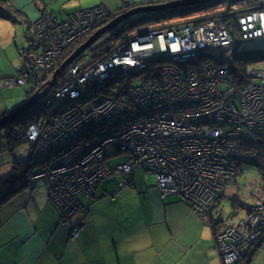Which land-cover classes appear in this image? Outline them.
Returning a JSON list of instances; mask_svg holds the SVG:
<instances>
[{
  "label": "built area",
  "instance_id": "obj_1",
  "mask_svg": "<svg viewBox=\"0 0 264 264\" xmlns=\"http://www.w3.org/2000/svg\"><path fill=\"white\" fill-rule=\"evenodd\" d=\"M106 16L102 6L93 5L65 13L59 20L50 15L36 19L32 29L37 36L24 52L29 71L50 69L49 62L61 50L97 28ZM130 34L99 59L80 54L69 71L78 75L71 79L67 72L53 94L45 96V104L53 107L51 114L58 115L55 121H63L54 133L68 135L58 143V151L75 141L72 151L62 155H71L74 163L55 165L60 157L50 165V172L44 171L51 177L50 192L58 196L50 201L64 219L84 210L83 198H92L112 172L107 164L112 153L107 154L105 147L113 144L127 155L116 171L131 175L141 167L152 176L161 196L176 194L193 213L204 217L237 184L241 164L256 157L241 149V143L264 137V69L253 70L251 83L244 86L234 84L226 71L243 41L264 36V12L240 16L235 33L218 18L200 24L182 18L158 26L139 25ZM230 48L226 54L224 50ZM29 71L20 70L1 85L24 84ZM74 101L75 107L69 104ZM161 105L171 109L155 112ZM66 108L71 112L67 114ZM36 126H28V140L38 134ZM46 152L39 150L35 156ZM56 174L64 179L72 175L73 180L64 187L63 178L52 179ZM255 188L256 200L264 199L263 183ZM261 205L249 212L234 210L225 219L222 208L213 211L219 221L213 236L223 264L235 263L260 234ZM80 229L74 224L69 239L74 240Z\"/></svg>",
  "mask_w": 264,
  "mask_h": 264
},
{
  "label": "crops",
  "instance_id": "obj_2",
  "mask_svg": "<svg viewBox=\"0 0 264 264\" xmlns=\"http://www.w3.org/2000/svg\"><path fill=\"white\" fill-rule=\"evenodd\" d=\"M4 1L19 14L15 15L17 22L0 17V80L15 77L23 63L16 23L25 26L27 43L33 31L30 24L40 14L62 16L94 5L93 0ZM151 1L155 0L130 2ZM97 3L109 11L124 4L123 0ZM7 96V88L0 85V115L21 104L13 106V102L11 108ZM1 145L0 160L8 155ZM28 155L17 160L14 153L11 162L5 158L0 162V186L12 172L14 161L20 163ZM134 170L131 175L122 173L127 179L98 185L94 197L86 200V209L66 223L49 203L41 182L26 185L0 204V264H222L207 219L193 213L176 194L161 196L148 173L134 183ZM252 184L241 203L256 201ZM31 187H36L35 194ZM233 199L240 203L238 197ZM76 223L81 229L70 240Z\"/></svg>",
  "mask_w": 264,
  "mask_h": 264
},
{
  "label": "rangeland",
  "instance_id": "obj_3",
  "mask_svg": "<svg viewBox=\"0 0 264 264\" xmlns=\"http://www.w3.org/2000/svg\"><path fill=\"white\" fill-rule=\"evenodd\" d=\"M130 1H134V0H123V2H130ZM92 3L94 5H97L98 4L97 3V0H93ZM236 6L238 7L239 5H236ZM224 8L225 7L222 6V7H219V9H217V10H224ZM70 12L73 13L74 11H68V12L66 11L65 13H70ZM44 14H46V13H43V15ZM198 14L204 15V14H201L200 12ZM41 15L42 14H40L37 18L41 17ZM108 17H109V15L106 16V18H104V19L107 20ZM43 20L47 22V21H49V18H46V19H43ZM44 21H42V22H44ZM105 22L102 23V24H100L99 26H97V28L91 29V30L85 32L84 34L80 35L79 37H77L71 44H69L68 46H66L64 48V50H61L52 59L53 60L52 61V64L48 61L49 62L48 66H50L49 67L50 69H48L47 66L44 68L46 70V73H45V77H42L41 84H44L45 82H47L52 77L53 73L57 69L60 68V66L64 62V60L62 62L61 61L59 62V58L61 56H63V52L64 51L68 50L69 47H71L75 43V41L77 39H80L81 37H85L84 38V41H85L96 30H98L100 27L104 26L105 25ZM169 22H170V20H167V21H164V22L163 21H161V22H155V21L153 22L152 21V22H149V23L152 26H158L159 24H168ZM16 27H17V35H16L17 38H16V42L19 45L18 52L21 54V56H25V53L24 52H25L26 49H28L29 45L33 42V37L31 36L29 38V42L26 43V38L24 37V29H25V26L16 23ZM108 31H109V29L105 33H103L93 44H91V46L87 50L83 51V53H86V56L88 58H91V54L88 53L90 48H92L94 46H97V45L103 43L104 41H106L108 39V37H109V32ZM85 34H87V35L86 36H83ZM32 35L34 37L37 36V32L35 31L34 33H32ZM84 41H82L79 45H81ZM78 46H76L75 49ZM261 47H264V37H259V38H255V39H250V40L243 41L239 45V47H238V52L252 51V50H255V49H258V48H261ZM232 48H230L229 50H224V52L227 54ZM70 54L67 56V58L70 56ZM52 55H53V53H52ZM67 58H65V59H67ZM82 58H84V57H82ZM21 61H22V59H21ZM72 66H73L72 63H69L62 70L59 71V74L55 77V81H54L52 87L47 91V93H48V95L46 94L47 96L50 97V95L53 94L52 91L55 89L56 84H58V82L63 77L67 76V74H68L67 72L70 71V69L72 68ZM260 69H264V63L255 64V65L249 66L248 67V70H250V76L252 75L253 70H260ZM69 73H71L70 74V78L71 79L72 78L74 79L78 75V73L77 72L75 73V71H72V72H69ZM7 79H10V77H7ZM2 81L3 80L1 79L0 80V85H1V82ZM255 81H259V80H255ZM29 86L31 87V83L29 84ZM225 87H226V85H220V89L221 90L225 89ZM6 88H7V94L9 95V96L6 97V99L7 100H11V102H10L11 108L13 106L17 105L18 103L19 104L20 103L21 104L23 103V101L26 98V92L29 89L28 85H20V84H17V85L12 86V87H6ZM41 91H42V89L41 90L38 89L35 93L32 94V96L34 94H36L37 92H41ZM45 96H43V98H41V100H43V102H45ZM11 103H13L14 105L12 106ZM69 104H72L73 107H75V101L73 103H70L69 102ZM44 105H45L44 107L46 108V110H44V109L43 110L42 109L41 110H36L35 111L36 113H35L33 119L30 120L29 122H27L23 127H22V124H21L20 121H21V118H23L24 115L26 114L25 113L26 111H24L23 113L19 114L18 116L13 117L12 119H10V121L7 124H5L3 126H0V142L2 143L1 146H3V147L6 146V149H7L6 152L8 153V155H5V156H3L1 158L0 162H2V160L4 158H5V160L11 162L12 160H14L13 159V157H14L13 154L14 153H15V156H16L15 158H17V160H18V157H24V156H26L28 154V152H29V146L30 145L32 146L31 151L33 152L34 158H36L35 154H37V152L39 150H43L44 152H46V149H47L46 155L41 156V157H38V159H36L39 162V164L37 166H35L36 168L33 171V173H37L36 176L34 177V176L31 175L27 179H22L20 177L21 178L20 180H21V183L26 182V185L27 186L30 183H32V182H36V181L41 182L43 184V186H44V190H45V193L47 195V198H48L49 203L52 204L54 206V208L56 209L57 207L50 200H51V196L53 198H56V200L58 199V196H55V194H53L52 192H50V188L51 187H50V183L49 182L51 180V177L49 178L47 174H44V171H49L50 172V165L54 161L59 160L60 157L63 155V153L65 151H67L68 153L71 152L72 151V145H75V141L72 140L71 143L69 141L68 144L66 145L64 151H61V152L58 151L59 149H61L60 147L57 146L58 143L62 139H67L68 138V135L67 136L66 135L65 136H62V133H59V132L54 133L55 131H57V128H60V126L63 127V121L62 120L55 121L58 115L55 116V115L51 114V112H52L51 111V108L53 110L52 105L45 104V103H44ZM37 106H38V102L35 104L34 107L36 108ZM17 108H18V106L15 107L12 110L7 111L4 114L0 115V120H2L3 118H5L7 115H9L11 112H13L14 110H16ZM59 109H61V107H59ZM72 109H74V108H72ZM167 109H171V108L161 105V106H158L154 111L159 113V112H162V111L167 110ZM65 110H67L66 111L67 114L71 112L70 108H66ZM62 111H64V110H62ZM36 118H39V120L35 121L34 119H36ZM31 123H35V126L37 125L36 127H37V130H38V134L36 136H34V138L32 140H28L27 139V136L29 134L28 126ZM44 130H46L47 133L43 134L42 131H44ZM4 131H9L10 133L13 132V134H14L13 137L16 140H19L18 142H20V144L17 145L16 147H14L13 149L9 150L11 148V146H14V145H12V142H14V141L13 140H10V138H8L5 135V132ZM62 132H64V131H62ZM8 139L10 141H12V142H9ZM9 143L11 145H9ZM105 152L107 154L112 153V154H110L107 157V164L110 167V169L112 170V172L110 174H107L103 178V180L99 183V185L104 186V184L109 183V182L116 183L118 180L127 179V176H125L122 173L116 171V166L119 165V164L124 163L126 161V159H127V155L125 153H123V152H119L117 150V147L115 145H113V144H108L105 147ZM60 154H61V156H58ZM17 164L18 163L16 161H14V165L15 166L12 168V170H11L12 172H10L7 175L6 179L2 182L3 185L1 184L2 186H0L2 190L8 189V187H10L9 185L12 182L11 180L14 179L13 182H17L19 180V179L16 180L15 176L13 178L11 177L12 173L14 174V169L17 166ZM241 169H242V172L240 174L238 172L237 178H236L237 186H235L234 188H232V187L228 188L227 193H226V196L224 198H222V200L219 201L214 206L215 209H217L219 207L223 209V211H224V219L227 218L232 211L237 210V209H244L245 208L249 212V211H252V206L253 207H257L258 205H261V204H262L261 205L262 207L264 206V199H263V197H260V198L258 197V200H256L253 203H250V204H247L248 202L247 203H241V201L243 202L244 193L247 190V188L250 185V183L256 182V186H253L254 187V190L257 189L255 187H257V186H259V185H261L263 183V189H264V178L258 173V170L253 165L247 164V163H243L241 165ZM70 171L73 172L75 170H70ZM70 171H67L66 169H63L62 172H70ZM134 171H135L134 172V175H135L134 183L138 184L139 181L144 180L146 178L147 173H145L144 170L141 167H136ZM55 176H56L55 178L52 177L53 180H56V179L57 180H60V178H63V176L61 174H56ZM65 179L63 178V181H64L63 182V185H64V187H65V184L68 181H72L73 180V176L70 175V176L66 177ZM26 185H24V186L26 187ZM21 188L24 189V187H21ZM31 193L32 194H35L36 193V187H31ZM0 194L5 195L6 192L5 191H2V192H0ZM260 196H261V194H260ZM236 197L239 198L241 205L239 207H237V208H232L231 207L232 199L233 198H236ZM242 204H244V205H242ZM58 209L59 208H57L56 210H58ZM214 210H212L211 212L209 211V213L207 215L212 214V218L214 219L213 221L215 222V227H216V225L219 224V221H217V218H216L217 215H215V213L213 212ZM253 210L256 211L255 209H253ZM259 211H262V210H257L256 212H259ZM60 212H58L59 215L61 214ZM74 217H75V213L70 214V215L68 214V216H67L66 219H64L60 215V219L61 220L63 219L62 220L63 223L68 222L69 220L73 219ZM204 217H206V216H204ZM64 221H66V222H64ZM250 264H264V243L257 249V251L255 252V254L253 255V258H252V261H251Z\"/></svg>",
  "mask_w": 264,
  "mask_h": 264
},
{
  "label": "trees",
  "instance_id": "obj_4",
  "mask_svg": "<svg viewBox=\"0 0 264 264\" xmlns=\"http://www.w3.org/2000/svg\"><path fill=\"white\" fill-rule=\"evenodd\" d=\"M152 2L154 3L162 2L163 3V0H155ZM137 5H141V4L133 3V2H124V4L120 8H117L113 11H109L105 6L100 5L108 12V15H109L108 19L105 20L106 22L104 21L105 24L109 22L110 20H112V18H114L118 14L123 13ZM236 5H239V6L237 7ZM222 6L225 7L224 10H217L219 9V7H222ZM252 11L264 12V0H210L202 4L184 6V7L164 10L160 12H141L136 15H132L129 18H126L121 23H118L116 26L109 29L108 39L104 41L103 43L90 48L88 53L91 54V58L99 59L107 53L105 51L115 46L116 43L128 38L131 35L130 32L136 26L150 24L149 22H152V21L153 22L154 21L164 22L167 20L185 18L186 20H190V22H194L195 24H200V23L205 22L208 19L218 18L220 21H222L226 25L227 29L230 30V32L235 33L236 26L238 25L239 17L246 13L252 12ZM199 12L204 15L198 14ZM16 14L17 15L19 14L18 10L8 5L4 0H0V17L1 18L8 19L10 21H16V17H15ZM50 16L59 20L65 17V13H63L62 16H55V15H50ZM33 22L30 24V27L33 26ZM86 35L87 34L83 36H86ZM84 38L85 37H81L80 39H77L75 41L76 44L74 43L71 47H69L68 50L64 51L63 56L59 58V62L60 61L62 62L63 60H65V58H67V56L73 52L75 47L78 46L82 41H84ZM30 46L31 45H29V47ZM84 54L86 53H83V52L81 53L82 56ZM22 57H23V63L20 67V70L28 69L29 71L30 67L27 64L26 57L25 56H22ZM260 63H264V47H261V48H258L252 51H247V52H236L232 56L231 63L229 64L230 67L228 68V70H226L228 71V78L236 85H239V86L247 85L251 83L250 70H248V67L255 65V64H260ZM45 73L46 71H43V70L42 71L40 70L29 71V77L27 78V81L24 84H20V85H28L29 87V89L26 92V98L23 102L28 100L32 96V94L35 93L38 89L40 90L42 89L43 84H41V81H42V77H45ZM30 83H31V87L29 86ZM46 94L48 95V93ZM44 103L45 102H43V100H40L36 108L34 107V108L26 110L25 112L26 114L24 115L23 118H21V121H20L22 124V127L27 122L33 119L36 113L35 112L36 110H41V109L46 110V108L44 107L45 106ZM34 120L37 121L39 120V118H36ZM9 131H4V132H5V135L8 138H10V140L14 141L12 142L8 139L9 142H12V145H14V146H11V148L9 149L11 150L17 145H19L20 142H18L19 140H16L13 137L14 136L13 132L10 133ZM9 145L11 144L9 143ZM31 148L32 147L30 145L29 155H28L27 160L20 161V163H18L14 169V174L12 173L11 175L12 178L15 176L16 180L17 179L19 180L17 182H13L14 181L13 179L11 180L12 182L10 181L11 184L9 185L10 187H8V189H4V190L0 189V192L2 191L6 192L5 195L0 194V204L8 200L15 193L21 191L22 190L21 187L25 188L24 185H26V182L21 183L20 179L21 178L27 179V175L29 173H32L34 169L36 168L35 166L39 164V162L34 158ZM241 149H244L246 151H252L256 154V157L254 158V160L246 162V163L253 165L258 170V173L264 178V137L255 139L251 142L241 143ZM241 172H242V169L240 168L239 174ZM90 199L91 198H88V197L83 198L84 210L86 209V206H85L86 200H90ZM240 205L241 204L238 202V199H232V202H231L232 208H237ZM82 211L83 210L77 212V214ZM204 218L207 219V222L211 230L214 231L215 222L213 221L214 219L212 218V214L206 215V217ZM76 225L80 226L79 223H76ZM263 243H264V227L261 230L260 234L253 240L250 247L241 254L239 259L234 264H250L252 261L253 255Z\"/></svg>",
  "mask_w": 264,
  "mask_h": 264
},
{
  "label": "water",
  "instance_id": "obj_5",
  "mask_svg": "<svg viewBox=\"0 0 264 264\" xmlns=\"http://www.w3.org/2000/svg\"><path fill=\"white\" fill-rule=\"evenodd\" d=\"M208 1L210 0H170L167 2H163V3H154L151 1L145 4L137 5L121 14H118L112 20L107 22L104 26L100 27L92 35H90L81 45H79L70 54V56L64 60L60 68L57 69L53 73L52 77L42 85V91L34 94L31 98H29L28 100L23 102L21 105H19L16 110H14L9 115H7L5 118L0 120V126L7 124L10 121V119H12L13 117L18 116L24 111L33 108L35 104L39 102L41 98H43V96L46 95L47 91L52 87L55 81V77L59 74L60 70H62L66 65L71 63L83 51L88 49L90 45L93 44L103 33H105L108 29L116 26L121 21L125 20L126 18H129L132 15H136L141 12H160V11L176 9V8L184 7V6L202 4Z\"/></svg>",
  "mask_w": 264,
  "mask_h": 264
},
{
  "label": "bare ground",
  "instance_id": "obj_6",
  "mask_svg": "<svg viewBox=\"0 0 264 264\" xmlns=\"http://www.w3.org/2000/svg\"><path fill=\"white\" fill-rule=\"evenodd\" d=\"M65 156V157H64ZM64 156H61L62 158L59 160V161H57L56 163H55V165L56 164H58V163H62L63 165H65L66 167H69L70 165V163L72 164V163H74V158L73 157H71V155H64ZM35 159H38V157H36ZM243 163H246V162H243ZM242 163V164H243ZM239 164H241V163H239ZM241 164V165H242Z\"/></svg>",
  "mask_w": 264,
  "mask_h": 264
}]
</instances>
